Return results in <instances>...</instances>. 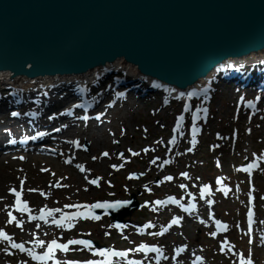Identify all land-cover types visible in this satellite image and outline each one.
Listing matches in <instances>:
<instances>
[{
    "label": "rangeland",
    "instance_id": "obj_1",
    "mask_svg": "<svg viewBox=\"0 0 264 264\" xmlns=\"http://www.w3.org/2000/svg\"><path fill=\"white\" fill-rule=\"evenodd\" d=\"M51 88L18 92L21 98L26 93L25 99L28 98L32 107L27 115L32 120L41 122L72 110L68 105L63 110L51 112L47 105L64 102L60 93L48 98ZM59 88L61 85L55 89ZM212 90L210 96L198 101L209 106L210 115L203 123L196 146L190 144L194 137L190 136L189 126L173 132L175 116L184 102L156 89L146 98L125 96L114 107L109 105L113 98L107 96L104 106L108 114L97 121L103 126L102 132H98L97 122L92 118L83 123L79 133L66 135V143H50L55 150L51 151L50 157L41 158L34 150L8 152L11 147L0 150V230L11 238V243L23 244L32 251H47L53 240L59 243L87 236L100 245L91 248L70 245L67 251L55 249L51 260L40 262L28 252L11 247L9 241L0 240V264H67L74 258L101 259L104 264H128L134 256L144 258L140 245L148 242L161 243L166 249L168 258L163 264H191L195 253L204 256V264H241L242 260L264 264V248L258 240V234L264 231V103L256 113L244 115L243 106L237 104L238 99L255 94L252 96L244 90L232 92L215 83ZM32 95H35L34 99L29 100ZM260 96L256 95V98L260 99ZM8 114L0 115L1 141L3 137L17 140L29 134V130H35L37 125L9 124ZM53 127L55 130L61 126L58 123ZM90 133L91 140L87 138ZM173 137L174 144L170 143ZM72 139H77L80 147H73ZM0 145L6 143L0 142ZM105 152L109 155L103 156ZM133 152L139 155L134 156ZM68 158L70 163L66 162ZM256 158L261 162L256 170L252 173L242 171ZM77 165H82L84 171ZM134 172L140 175L134 176ZM166 177L172 179L166 180ZM97 178L98 186L90 183ZM218 179L222 183H217ZM22 181L21 200L30 209L27 212L17 209L16 197L11 191H21ZM57 183L61 186L56 187ZM208 184L212 189L202 200L200 187ZM133 192L137 193L141 205L126 224L115 223L108 215L93 219L88 215L89 208L75 207L92 205L100 200L130 198ZM169 192L178 193L184 202L193 194H199L198 211L185 214L183 225L171 228L164 235H154L164 231L166 218L182 214L180 208L162 211L159 210L162 205L155 204ZM209 201L215 204L212 207L215 211L207 205ZM251 205L258 214L255 233L247 229L245 221V211ZM57 209L59 211H55ZM42 210L53 211L49 223L32 219ZM76 211H83L89 218L82 215L64 220L60 226L53 222L58 215L68 216ZM9 212L16 218L11 223ZM142 212L145 214L141 215ZM217 219L229 223L226 232L215 230ZM69 224L73 227H68ZM149 224L154 227H147ZM111 248L125 249L129 255L109 260L107 256L97 254L99 250ZM178 249L183 251L176 255ZM144 259L146 264L149 260Z\"/></svg>",
    "mask_w": 264,
    "mask_h": 264
},
{
    "label": "water",
    "instance_id": "obj_2",
    "mask_svg": "<svg viewBox=\"0 0 264 264\" xmlns=\"http://www.w3.org/2000/svg\"><path fill=\"white\" fill-rule=\"evenodd\" d=\"M263 50L264 0H0L7 80L83 75L121 60L187 90L226 60ZM98 202H121L92 209L115 222L140 206L135 193Z\"/></svg>",
    "mask_w": 264,
    "mask_h": 264
},
{
    "label": "bare ground",
    "instance_id": "obj_3",
    "mask_svg": "<svg viewBox=\"0 0 264 264\" xmlns=\"http://www.w3.org/2000/svg\"><path fill=\"white\" fill-rule=\"evenodd\" d=\"M264 59V50L263 51H259L257 53H252L250 55H247L245 57L242 58H238V59H228L226 60L224 63L220 64L219 66L215 67L206 78L202 79L199 83L195 84L194 86L190 87L187 90H180L178 88L175 87H171L168 85H165L159 81H156L154 79L148 78V77H144L142 75H140L137 70L130 65H127L126 63H124L121 60H117L113 63L107 64L101 68H96L93 70L88 71L87 73L81 75V74H75V75H71V76H66V77H51V78H46V79H31V80H22V79H15V80H7L4 76L3 73H0V87L3 86H9L11 88H13L15 91L18 92H22V91H26V90H39V89H44V88H53V87H58L61 84H68L71 82H77V83H81V84H86L90 81H93L94 79L100 77L102 74H104L107 71L110 70H123L125 72H127L128 74L132 75L133 77L137 76V78H141V79H146L148 80L153 86L159 87L163 89V92L165 95H171V96H175L178 100H184L186 101L191 94V91L194 90L195 88H202L205 89L204 87L206 85H208L211 80L213 79V77L216 75V73L218 71H220L222 68L226 69L228 67H238L241 66L245 63H253V62H257V61H261ZM223 70V69H222ZM183 94V95H181ZM68 105H66L64 108H66ZM63 107L59 108V110H63ZM58 108L52 109L51 112H55ZM101 113L99 115L94 116L97 121L100 120V118H102L103 115H107L108 113L106 112V108L103 107L100 109ZM2 113H4V111H0ZM72 114H68L66 112H62L60 116H56V117H52V119L49 121V123L47 124H43V125H39L38 122L36 121H31L30 125L34 126V125H38V128L40 131L44 132L46 129H52L53 125L55 124H60V126H62V130L60 131V133H58L59 135L55 136V138L57 139H50L49 142L54 143L55 141H59L61 142V144L66 143V139L64 138L66 135H69L71 133H79V129L82 128V124L78 121L77 119V112L78 109L76 107V109H73ZM1 114V113H0ZM97 117H99V119H97ZM80 120V119H79ZM82 120V118H81ZM72 121V123H70ZM17 122V120H14L13 118H9V124L14 125ZM100 123L97 122V124L95 125L96 128H98V132H102L103 126L99 125ZM85 126H87L85 124ZM101 127V128H99ZM85 129V128H84ZM42 137V136H39ZM89 140L92 139V135L91 133L88 135L87 137ZM95 138V137H94ZM71 142L73 143V139L71 140ZM39 154V156L42 157H50V151L42 149L40 151H37ZM69 153L72 154V151L69 150ZM88 167V172H92L91 168ZM80 169V168H79ZM81 171V170H80ZM50 210H44L43 213L41 212V214L39 216H41L42 214L45 215V218L43 220L49 222L50 216L47 215V212ZM53 212V211H52ZM197 256V255H196Z\"/></svg>",
    "mask_w": 264,
    "mask_h": 264
},
{
    "label": "snow or ice",
    "instance_id": "obj_4",
    "mask_svg": "<svg viewBox=\"0 0 264 264\" xmlns=\"http://www.w3.org/2000/svg\"><path fill=\"white\" fill-rule=\"evenodd\" d=\"M183 95V94H181ZM251 106V104L249 105ZM13 116H17L19 115L18 113H12ZM84 119H87L86 117H84ZM97 119H99V117H97ZM183 117H180L179 120H182ZM176 131L179 130V123L177 125V129H175ZM196 131L197 129L195 128V126H193V130H192V134H193V137H195L196 135ZM76 144L77 147H80L79 143L78 142H74ZM170 143H175V137H173V139L170 141ZM191 150V149H190ZM145 151H148L147 149H145ZM103 156H108L109 154L107 152L103 153L102 154ZM132 155H139V153H135L133 152ZM121 157H123V154H121ZM93 159H96L95 157ZM68 163H70L71 161H66ZM152 163H155V160L152 161ZM165 163H168V161H165ZM78 168H80L81 171H84V168L82 165H77ZM113 167H117L115 165H113ZM122 167V165L120 166ZM256 167L255 164H249L247 167L243 168L242 171H245V172H250L252 168ZM181 175L187 177L188 174L187 173H182ZM129 178H133V177H129ZM166 180H171L172 177H166L165 178ZM91 184H94V185H99V178L97 179H93L90 181ZM217 183H222L221 180L218 179ZM56 187H60L61 185L59 183H57L55 185ZM147 187V186H145ZM181 187H185L184 185H181ZM22 189H23V181L21 182V191H16L15 189H12V193L16 196V204L18 206V210L21 211V212H27V211H30V209H28L27 207V204L26 202H22L21 200V196H22ZM30 191H35V190H31ZM204 191L205 192H208L209 189L207 186H205L204 188ZM169 202H173V203H178L177 201H175L174 199L170 198V201ZM165 202L164 201H156L155 204L156 205H163ZM209 204H211V201H209ZM122 204L121 202H116V203H109V202H97L95 204H92V205H76L75 207H85V208H89V209H104V210H107V209H115V208H118V207H121ZM66 207H69V206H66ZM55 211H59L58 209L55 210ZM42 213H43V210H42ZM9 217H10V220H9V223H11L12 221H14L16 218L14 216H12L11 212H9ZM47 215H52V211H48L47 212ZM81 214L77 213L75 215H72V216H65L64 219L65 220H71V219H76L77 216H79ZM252 216H253V213L251 211H249L248 213V218H249V222H251L252 220ZM45 218V215L42 214L39 219L43 220ZM84 218L87 219L89 218L88 215H84ZM93 219H100L99 216H95L93 215L92 216ZM32 219H36V217H32ZM179 221V218H176V219H173L172 223L175 224V223H178ZM18 225L20 224V222H17ZM55 223L57 224H60V221H55ZM217 223V227L220 228V229H224L226 230L227 229V225H224V224H221L219 221L216 222ZM68 227H73V225L69 224ZM147 227H154V225H147ZM154 235H163V232H160V233H155ZM213 235H215V233H213ZM0 240H6V241H9L11 243V238L5 233L3 232L2 230H0ZM40 245L42 246L43 245V242L40 241L39 242ZM69 244H72V245H83L85 247H89L91 248L92 247V244L90 241L88 240H70L68 242V244H58L56 240H53L51 241V244L49 245L48 249H47V252L43 255V256H40V255H35L31 249H26L24 247L23 244H17V243H11V247L13 248H16V249H19L20 251L22 252H28L29 255L32 256L33 259L35 260H39V261H46L48 259H52L53 258V255H54V251L55 249H62L64 251H67L68 250V245ZM149 251H156V252H159L160 250L159 249H155V248H152V249H147ZM131 251V250H130ZM178 252L179 251H183V249H178L177 250ZM98 255H101V256H117V257H126L128 255L127 252H116V251H110V250H99ZM201 259L200 257H197V260ZM67 264H75V262H67ZM87 264H103V262H97V261H88ZM129 264H137V262H134V261H130ZM241 264H252V261L251 260H247L246 262L245 261H241Z\"/></svg>",
    "mask_w": 264,
    "mask_h": 264
}]
</instances>
